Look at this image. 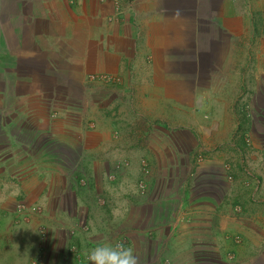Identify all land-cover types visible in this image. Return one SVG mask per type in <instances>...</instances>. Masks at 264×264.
<instances>
[{
    "label": "rangeland",
    "instance_id": "1",
    "mask_svg": "<svg viewBox=\"0 0 264 264\" xmlns=\"http://www.w3.org/2000/svg\"><path fill=\"white\" fill-rule=\"evenodd\" d=\"M35 12L44 20L39 6ZM170 54L177 59L170 56L162 70L191 75L193 52ZM214 54L221 52L197 56L201 66H196L195 78L211 77ZM237 54L227 52L230 65L214 68V81L184 83L191 95L182 93L179 112L167 106L164 95L156 103L148 92L135 99L117 96L118 78L106 73L114 80H96L92 76L99 72L89 73L82 84L71 83L51 99L48 90H35L49 101L36 104L30 120L35 132L27 124L20 138L30 142L25 149L38 165L52 160L54 169L62 171V185L53 178L50 195L57 193L51 207L65 211L45 216L42 205H27L20 196L12 221L21 225L20 249L18 244L12 249L8 238L1 247L18 253L19 264H87L78 238L104 235L131 247L138 264H264V235L258 233L249 247L238 231L249 236L264 230V201H258L264 193L254 188L260 185L264 161V79L260 75L261 83L254 81L250 51L245 52V74L237 76ZM147 59L138 70L153 74ZM204 200L217 219L216 207L223 214L229 210L230 221L241 219L240 228L226 221L229 230L218 242L215 233L200 231L193 222L194 208ZM200 205L203 218L204 203ZM249 213L256 215L255 225L247 220ZM29 222L36 224L35 234L23 227ZM154 230L159 235L154 237ZM235 246L242 249L236 253ZM0 264L7 262L0 259Z\"/></svg>",
    "mask_w": 264,
    "mask_h": 264
},
{
    "label": "crops",
    "instance_id": "2",
    "mask_svg": "<svg viewBox=\"0 0 264 264\" xmlns=\"http://www.w3.org/2000/svg\"><path fill=\"white\" fill-rule=\"evenodd\" d=\"M1 3L7 8H0V259L7 264H19L18 253L2 248L1 243L8 238L12 249L16 244L20 249L21 225L12 223L20 196L25 197L27 205H42L45 216L65 211L60 206L51 207L57 193L50 195L53 178L62 185V171L54 169L52 160L51 164L38 165L33 153L25 149L30 142L20 138L27 124L32 127L28 130L35 132L30 120L34 119L36 104L48 100L46 94L39 96L35 90H48L53 94L51 99L65 92L71 83L82 84L89 73H106L118 78L114 87L117 96L131 95L135 99L148 92L156 103L164 95L167 106L179 112L182 93L191 95L183 84L214 81L212 70L230 65L226 58L229 51L238 52L237 76L245 74V52L250 51L256 71L254 81L260 84V75L264 79V0H128L122 3L124 7L118 14L115 0H0ZM37 6L44 20L37 18ZM186 50L193 52L191 75L162 70L170 56L177 59L170 52ZM209 51L221 55L210 58L211 77L207 74L206 79H197L196 66H201L197 56ZM148 57L153 74L138 70ZM262 166L260 187L254 188L264 193V161ZM215 167L210 168V175ZM259 198L264 201V196ZM201 203L205 208L203 218ZM196 205L195 226L207 234L215 233V242L222 241L224 232L229 230L226 221L232 228L242 224L241 219L230 221L229 210L223 214V208L216 207L220 214L218 219L214 217V208L207 200ZM150 211L147 210L149 217L153 215ZM248 215L247 220L252 218L255 225L256 215ZM23 227L35 234L33 222ZM160 229V233H165ZM238 231L248 244L256 242L258 233L264 235V230L252 231L249 236L245 230ZM153 233L154 237L159 235L157 230ZM49 239L54 241L52 236ZM78 239L76 245L82 248L84 258L87 251L108 241L104 235H82ZM223 244L229 245L224 241ZM234 248L236 253L242 249Z\"/></svg>",
    "mask_w": 264,
    "mask_h": 264
},
{
    "label": "clouds",
    "instance_id": "3",
    "mask_svg": "<svg viewBox=\"0 0 264 264\" xmlns=\"http://www.w3.org/2000/svg\"><path fill=\"white\" fill-rule=\"evenodd\" d=\"M87 264H138L131 247L123 242L106 241L85 253Z\"/></svg>",
    "mask_w": 264,
    "mask_h": 264
},
{
    "label": "built area",
    "instance_id": "4",
    "mask_svg": "<svg viewBox=\"0 0 264 264\" xmlns=\"http://www.w3.org/2000/svg\"><path fill=\"white\" fill-rule=\"evenodd\" d=\"M125 1V2H128V0H115V10L118 13H121L122 11V8L124 7V5H122V3ZM117 18V17H115ZM92 78L96 79V80H105V81H108V80H114L112 76L110 75H106V74H103V73H97V74H94L92 76Z\"/></svg>",
    "mask_w": 264,
    "mask_h": 264
}]
</instances>
